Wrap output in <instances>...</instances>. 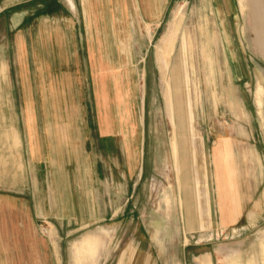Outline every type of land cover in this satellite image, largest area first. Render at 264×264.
I'll return each instance as SVG.
<instances>
[{
    "label": "rangeland",
    "instance_id": "obj_1",
    "mask_svg": "<svg viewBox=\"0 0 264 264\" xmlns=\"http://www.w3.org/2000/svg\"><path fill=\"white\" fill-rule=\"evenodd\" d=\"M235 2H227L233 12L223 16L216 10L219 0L208 4L207 0H168L157 22L159 27H152L151 33L142 30V33L117 35L118 41L131 40L132 36L133 48L125 53L118 49L112 57L113 72L118 76V95L111 96L115 103L108 120L116 128L117 142L128 137L132 143V169L125 168V157L119 150L113 176H106L102 171L99 179L97 169L94 177L86 178V194L75 186L78 180H83L82 171L78 174L71 170L67 192L57 194L51 188L47 190L39 176L35 187L38 192H35L25 176L21 186L25 189L3 192L0 196V201L10 207L9 215L37 221V234L46 235L43 228L51 230L46 236L58 249L62 264H199L198 258L202 256L210 257L211 262L207 264H264V118L258 113L260 106L255 97L264 95V58L243 55ZM207 17L215 45L211 48L212 59L205 64L198 27L205 34ZM247 21V17L241 21L243 29ZM170 35L171 64L169 60V72L163 81L155 53L157 58L158 52L164 55L169 52ZM160 43L167 44L158 46ZM183 43L187 47V64L183 67L185 82L183 78H173V70L183 65L178 58L183 53ZM102 51L103 68H107L110 64L105 61L104 53L108 50ZM169 82L181 164L179 179L191 175L192 154L187 143L185 100L178 86L182 92L187 84L190 97L193 95L190 99L192 127L200 140L209 184L207 196L211 201L212 220L207 226H189L181 221L183 189L181 181L177 189L178 171L171 146L174 135L166 113L165 89ZM194 92L198 93L197 97ZM96 112L97 107L95 124L99 114ZM220 138L230 140L237 163L240 216L234 225L227 227L219 224L211 161L213 147ZM246 150L256 158L253 173L242 161L241 154ZM141 167L143 174L138 178ZM8 252L12 261L23 258L26 264H33L29 250L26 256L20 255L25 252L21 249ZM48 259L49 263L53 260L52 256ZM59 260L55 257L56 262Z\"/></svg>",
    "mask_w": 264,
    "mask_h": 264
},
{
    "label": "crops",
    "instance_id": "obj_2",
    "mask_svg": "<svg viewBox=\"0 0 264 264\" xmlns=\"http://www.w3.org/2000/svg\"><path fill=\"white\" fill-rule=\"evenodd\" d=\"M208 1L214 0H207V4ZM228 1L219 0L220 5H216L218 14H232ZM235 1L236 17L239 18L236 21L237 33L243 55L264 58V0ZM167 3L168 0H0V196H3V192L14 193L25 189L21 187L25 176H28L34 188L37 187L39 176L43 178L47 190L51 188L57 194L67 192L71 170L78 174L82 171L83 180H78L75 186L86 194V178L94 177L97 169L99 179L102 171H105L106 176H113L112 169L117 167L115 157L119 150L120 155L125 157V168H133L131 141L126 137L121 143L117 142L116 128L108 120L112 104L115 103L111 96L118 95V76L113 72L115 67H112V57L118 49L125 53L127 49L133 48L132 36L131 40L118 41V34H136L142 33V30L151 33L152 27H159L157 22ZM246 17L248 21L243 29L241 21ZM198 32L202 58L208 64V60L212 59L211 48L215 45L208 17L205 34L199 27ZM170 40L171 35L168 45ZM170 45L169 53L173 48L171 42ZM182 46L183 53L178 58L183 65L174 69L172 75L174 79L183 78L185 82L183 67L187 64V47L184 43ZM102 50H108L104 53L107 56H104L107 58L105 61L110 64L106 69L103 68ZM155 61L157 64L156 53ZM103 84L106 88H103ZM169 85L179 168L177 189L180 181L183 189L181 221L189 226H207L212 220L211 201L207 196L209 184L204 169L205 161L199 149L200 140L192 127L193 107L190 99L193 95L190 97L187 84L183 87L184 92L178 86L185 100L187 143L192 154L191 175L179 179L181 164L170 82ZM194 94L198 96V93ZM260 96L255 95L260 106L258 113L264 118V95ZM96 107V113L99 114L95 124ZM101 113H105L104 117ZM241 155L249 172L253 173L257 166L254 153L246 150ZM211 161L219 224L221 227L234 225L240 216V205L235 173L237 163L229 139L220 138L216 141ZM91 171L94 175H91ZM142 174L141 167L138 178ZM83 186L85 189H82ZM35 192H38L36 188ZM6 205L7 202L0 201V264H26L23 258L12 261L8 257L9 250L18 249L25 251L21 256H26L29 250L33 264H62L58 249L46 236L51 230L43 228L46 235L37 234V221L33 223L28 218L9 215L7 210L10 207ZM92 206L95 208L94 200ZM32 230L35 233H31ZM262 245L264 249V241ZM51 256L53 260L49 263L48 258ZM55 257H58L59 262L55 261ZM209 261L208 256L198 258L199 264Z\"/></svg>",
    "mask_w": 264,
    "mask_h": 264
},
{
    "label": "bare ground",
    "instance_id": "obj_3",
    "mask_svg": "<svg viewBox=\"0 0 264 264\" xmlns=\"http://www.w3.org/2000/svg\"><path fill=\"white\" fill-rule=\"evenodd\" d=\"M157 60L159 63L160 71L162 73L163 81L165 80V76L167 75L168 68H169V60H170V53L168 52L166 55L158 52L157 53ZM166 84V83H165ZM166 90H167V96H166V110L168 113V116L171 120L173 135H174V125H173V102H172V96L171 92L168 91V85L166 84ZM175 136L174 139L171 141L172 146V154L174 159L175 168L178 171V165H177V155H176V143H175Z\"/></svg>",
    "mask_w": 264,
    "mask_h": 264
}]
</instances>
